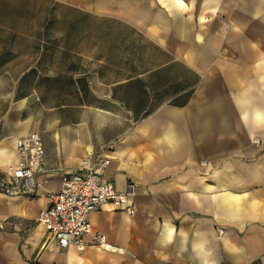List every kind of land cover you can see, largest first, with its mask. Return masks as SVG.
<instances>
[{
  "label": "crops",
  "instance_id": "obj_1",
  "mask_svg": "<svg viewBox=\"0 0 264 264\" xmlns=\"http://www.w3.org/2000/svg\"><path fill=\"white\" fill-rule=\"evenodd\" d=\"M28 1L49 14L0 48V176L28 134L44 163L0 194V264H264V0ZM96 158L133 213L101 205L84 240L120 251L61 250L38 214Z\"/></svg>",
  "mask_w": 264,
  "mask_h": 264
},
{
  "label": "built area",
  "instance_id": "obj_2",
  "mask_svg": "<svg viewBox=\"0 0 264 264\" xmlns=\"http://www.w3.org/2000/svg\"><path fill=\"white\" fill-rule=\"evenodd\" d=\"M16 151L17 164L9 165L0 176V194H33L36 174L44 163L40 136L32 133L18 138ZM108 164V158H96L92 163L81 161L78 172L63 177L60 190L50 195V206L39 212L38 221L61 250L70 246L78 250L94 246L106 251H120L98 233L92 236L90 242L84 240L92 234L88 215L101 205L110 203L129 214L133 213L131 199L136 192L135 185L129 183L124 191L116 190L104 175Z\"/></svg>",
  "mask_w": 264,
  "mask_h": 264
},
{
  "label": "rangeland",
  "instance_id": "obj_3",
  "mask_svg": "<svg viewBox=\"0 0 264 264\" xmlns=\"http://www.w3.org/2000/svg\"><path fill=\"white\" fill-rule=\"evenodd\" d=\"M48 14V7L32 6L28 0H0V48H7L11 52L10 57L16 58L15 52L31 46L34 27L37 29L42 24L39 21L46 20ZM10 65L12 68L17 66L16 63ZM7 89L0 87V107L9 101Z\"/></svg>",
  "mask_w": 264,
  "mask_h": 264
}]
</instances>
